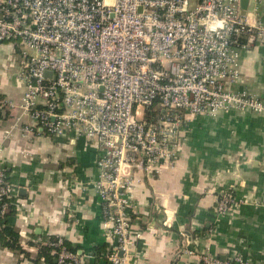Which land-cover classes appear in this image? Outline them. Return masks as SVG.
I'll return each mask as SVG.
<instances>
[{
    "label": "built area",
    "instance_id": "1",
    "mask_svg": "<svg viewBox=\"0 0 264 264\" xmlns=\"http://www.w3.org/2000/svg\"><path fill=\"white\" fill-rule=\"evenodd\" d=\"M246 35L264 42V25L246 22L240 0H0V43L19 48L24 84L20 103L0 98V112L17 106L40 133L95 144L93 185L113 241L102 264L128 263L140 235L130 234L134 186L176 161L188 115L264 114L262 99L227 88ZM13 192L0 165V215ZM234 202L222 191L215 210ZM48 244L56 264L80 263L62 237Z\"/></svg>",
    "mask_w": 264,
    "mask_h": 264
},
{
    "label": "crops",
    "instance_id": "2",
    "mask_svg": "<svg viewBox=\"0 0 264 264\" xmlns=\"http://www.w3.org/2000/svg\"><path fill=\"white\" fill-rule=\"evenodd\" d=\"M250 25H264V4L248 0ZM239 77L227 88L264 101V42L242 37ZM22 55L14 41L0 43V98L19 104ZM176 161L158 174L139 175L129 212L132 237L127 264H204L209 255L229 264H264V114L230 110L191 115L181 127ZM94 143L72 132L50 136L30 127L17 106L0 112V165L13 187L8 224L15 250L0 245V264H55L40 253L57 235L77 249L79 264H97L94 246L112 244L102 227L94 188ZM231 191L232 204L215 203ZM90 255V256H89ZM102 264V262H98Z\"/></svg>",
    "mask_w": 264,
    "mask_h": 264
},
{
    "label": "trees",
    "instance_id": "3",
    "mask_svg": "<svg viewBox=\"0 0 264 264\" xmlns=\"http://www.w3.org/2000/svg\"><path fill=\"white\" fill-rule=\"evenodd\" d=\"M6 202V209L2 215H0V245L2 247H6L8 249L15 250L18 248V234L14 230L13 227H11L8 224V217L13 213V206L9 203V200H5ZM57 235H52L48 237L46 246L40 247V253L43 256H48L49 251L51 250L52 255H50L49 258L50 262L52 258H55V264H56V256H57V248L54 246H51L48 244V242L53 241L57 239ZM63 239V238H62ZM63 245L68 249L69 251H72L74 253H77V249L69 245L64 239H63ZM110 250V245L107 243H103L101 245L94 246L93 248V256L94 261L97 262H104L105 261V252Z\"/></svg>",
    "mask_w": 264,
    "mask_h": 264
},
{
    "label": "water",
    "instance_id": "4",
    "mask_svg": "<svg viewBox=\"0 0 264 264\" xmlns=\"http://www.w3.org/2000/svg\"><path fill=\"white\" fill-rule=\"evenodd\" d=\"M247 3H248V0H240V8H241L242 14H244V9L246 8Z\"/></svg>",
    "mask_w": 264,
    "mask_h": 264
}]
</instances>
